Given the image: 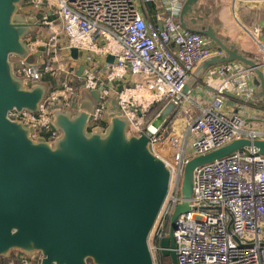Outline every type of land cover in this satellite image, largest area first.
I'll return each instance as SVG.
<instances>
[{
    "label": "built area",
    "instance_id": "obj_1",
    "mask_svg": "<svg viewBox=\"0 0 264 264\" xmlns=\"http://www.w3.org/2000/svg\"><path fill=\"white\" fill-rule=\"evenodd\" d=\"M186 0H29V16L42 13L41 26L49 27L51 16L62 23L66 44L61 45L58 33L26 38L31 50L43 47V58L35 64L11 55L14 71L25 80L41 82L49 75L56 86L48 85L47 94L38 112L12 110L9 117L28 124L35 140L44 137L53 142L60 135L53 129L56 102L69 95L73 83L84 76L101 92L93 120L100 121L106 114L120 112L130 123L129 133L147 134L149 148L170 169L167 196L149 237V246L155 264H162L159 240L166 236L165 229L175 208L183 200L182 182L187 162L199 155L223 147L236 139L264 140V113H241L227 108L229 97L236 105L259 102L254 73L241 61L223 62L208 69L212 99L182 112L173 123L169 114L159 127L154 126L157 116L147 122L144 110L128 109L123 101L115 109L105 104L110 85L106 77L95 75L92 67H85L78 75L80 57L73 58L71 50L75 39L89 36L92 41L113 39L124 50L116 56L119 65L140 61L165 84L161 100L165 105L180 107L191 101L183 88L196 67L211 56L213 40L196 32L185 30L179 22ZM148 3L158 5L156 19L151 18ZM51 26V25H50ZM259 32V29L256 30ZM32 35V34H31ZM49 37V38H48ZM256 59L264 70V42ZM64 49V50H63ZM107 52V51H106ZM105 52V55L107 54ZM13 56L18 61L13 62ZM110 67L107 63L105 68ZM88 89H90L88 87ZM92 90V89H90ZM104 99V100H103ZM67 105V103H60ZM165 109V107L163 108ZM179 109V108H178ZM177 109V111H178ZM179 112V111H178ZM182 113H178L182 115ZM185 114V115H184ZM246 120L251 126H246ZM93 125V124H92ZM95 130H105L95 125ZM46 131L47 136L42 132ZM190 210L178 216L173 235L179 264H264V154L251 145L226 157L197 166L193 172V192ZM42 254L30 257L25 264H40Z\"/></svg>",
    "mask_w": 264,
    "mask_h": 264
},
{
    "label": "water",
    "instance_id": "obj_2",
    "mask_svg": "<svg viewBox=\"0 0 264 264\" xmlns=\"http://www.w3.org/2000/svg\"><path fill=\"white\" fill-rule=\"evenodd\" d=\"M22 2L0 0V256L18 250L30 257L41 253L40 264H155L149 237L168 193L170 169L150 150L148 135L129 133V120L120 112L105 115V130H89L101 102L99 89H86L91 105L83 102L75 113L55 106L53 129L60 135L53 142L33 139L28 124L9 117L15 109L38 112L48 90L44 82L19 77L10 60L11 55L30 56L26 37L41 26V15L26 16ZM198 3L184 2L180 25L210 38L222 52L196 67L183 93L210 67L241 61L254 73L264 103L262 65L221 35V27L208 22ZM71 53L79 57L76 47ZM108 61L114 63L115 56ZM84 69L81 65L79 76ZM173 107H165L154 126ZM251 145L264 154L263 139L242 138L187 162L183 200L171 216L169 234L159 240L160 254L172 264H179L173 229L178 216L191 208L194 169Z\"/></svg>",
    "mask_w": 264,
    "mask_h": 264
},
{
    "label": "crops",
    "instance_id": "obj_3",
    "mask_svg": "<svg viewBox=\"0 0 264 264\" xmlns=\"http://www.w3.org/2000/svg\"><path fill=\"white\" fill-rule=\"evenodd\" d=\"M28 2L29 0H26L23 6L20 5L22 12L26 16H29L30 13L28 11L29 7H26ZM198 5L202 13L206 15L208 22H213L221 27L219 33L224 37H229V42L238 43L241 50L250 57L256 58L260 55L259 42H264V0H199ZM147 7L151 18L155 20L158 5L148 3ZM51 20H53L50 23L51 26L49 25L46 28L52 33L53 31L59 32L58 40L61 42V45H65L66 38L62 32V23L56 16H51ZM257 29H259V32L256 31ZM30 36L31 34L27 37ZM100 39L99 41H92L86 35L75 39L73 44L79 51V57L84 60V63H79V66L92 67L97 78L101 76L106 77V82L111 86V93H109V96L105 100L103 99L109 110L115 109L120 101H123L129 110L140 109L147 111L151 104L163 98L166 89L165 84L157 75L151 72L140 61L127 62L125 65H119L116 59L114 63L109 62V55H114L116 58V56L124 54V50L113 39L109 38L105 43H102ZM42 50V46L33 50L39 58L38 62L44 57ZM105 52L107 53L106 55ZM212 52L211 56L221 53L222 49L218 46ZM107 63L110 64V67L105 68ZM82 80L84 81V76L73 83L74 90L68 93L69 95L61 97L56 102V105L67 103L62 108L74 113L80 110L83 102L86 105H91V100L86 89L88 87L94 89V84L88 81V87H84L81 83L83 82ZM207 81H209L208 70L190 90L189 97L191 101H184L180 107H173L174 109L169 114L174 113L178 108V113L180 114L187 109L193 110V107H196L199 102L209 103L212 99V89L209 87ZM77 82L81 84L80 87L75 85ZM226 104L227 108L240 110L241 113L246 115L250 113H264V103L261 100L238 107L235 99L229 97ZM168 106L165 105V107ZM258 124L263 126L261 122ZM258 124L256 127L263 128L259 127Z\"/></svg>",
    "mask_w": 264,
    "mask_h": 264
},
{
    "label": "trees",
    "instance_id": "obj_4",
    "mask_svg": "<svg viewBox=\"0 0 264 264\" xmlns=\"http://www.w3.org/2000/svg\"><path fill=\"white\" fill-rule=\"evenodd\" d=\"M24 2H26V0H23L22 3H24ZM41 82H44L47 85H53V87L56 86V80L54 78H52L51 76H49V75L45 76L42 79ZM75 85L78 86V87L81 86V84L78 83V82ZM165 103H166L165 100H160V101H156V102H154L153 104L150 105L149 109L146 112L147 122H149L152 119H154L157 116V114L160 113L163 110V108L165 107ZM176 113H178V111H175L173 113V115L176 114ZM96 124L99 125V128H101V129H106V127H107V123L103 119L100 120V121L93 120V121L90 122L89 130H93V128H95L94 126ZM42 133L44 135H46V136L48 134V133H46L45 130H43ZM170 225H171V221H169V223H168V225H167V227L165 229V234L166 235L169 234ZM24 256H25V254L22 253V252H19V251L14 252V251H12L9 256H0V264H25ZM90 263H91V261H90ZM162 264H172L171 258L169 256L168 257L162 256Z\"/></svg>",
    "mask_w": 264,
    "mask_h": 264
},
{
    "label": "rangeland",
    "instance_id": "obj_5",
    "mask_svg": "<svg viewBox=\"0 0 264 264\" xmlns=\"http://www.w3.org/2000/svg\"><path fill=\"white\" fill-rule=\"evenodd\" d=\"M21 6H23V3H21L20 4ZM38 14L39 15H41V17H42V13H40V12H38ZM47 26H43V28L42 27H38L37 28V30L35 31V32H33L32 33V35L30 36L32 39L35 37H42V36H46L47 35V33H49L50 32V30H48V28H46ZM42 28V29H41ZM52 33V32H51ZM30 35V34H29ZM28 35V36H29ZM30 37H27L28 39H30ZM49 38V37H48ZM108 39H106V41H107ZM38 60H39V58H38V56L32 51V53L30 54V56L28 57V58H26L25 59V62L26 63H28V64H35V63H37L38 62ZM16 61H18V57L17 56H13V62H16ZM83 81V80H82ZM80 90V89H79ZM169 105H171V104H169ZM173 105V104H172ZM60 106V105H59ZM174 106V105H173ZM61 108V107H60ZM174 109V108H173ZM172 109V110H173ZM185 115V114H184ZM179 116H183V113H182V115H180V114H178V113H176V114H174V115H172L171 116V119H170V122L171 123H173L174 121H176L177 120V118H179ZM259 125V127H263L264 128V126H261L260 124H258ZM246 126L247 127H249V126H251V122L249 121V120H246ZM12 251H14V252H17L18 250H12ZM11 251V252H12ZM10 252V253H11ZM10 255V254H9ZM33 257V256H32ZM155 258H156V261L158 260L157 259V256L155 255Z\"/></svg>",
    "mask_w": 264,
    "mask_h": 264
}]
</instances>
